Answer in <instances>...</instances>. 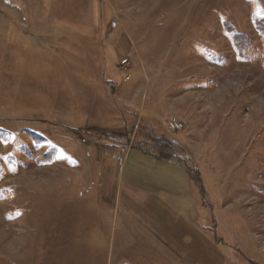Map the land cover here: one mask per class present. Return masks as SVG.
I'll use <instances>...</instances> for the list:
<instances>
[{"label":"rangeland","instance_id":"374dc122","mask_svg":"<svg viewBox=\"0 0 264 264\" xmlns=\"http://www.w3.org/2000/svg\"><path fill=\"white\" fill-rule=\"evenodd\" d=\"M131 207L264 264V0H0V264H134Z\"/></svg>","mask_w":264,"mask_h":264},{"label":"crops","instance_id":"0c3cea01","mask_svg":"<svg viewBox=\"0 0 264 264\" xmlns=\"http://www.w3.org/2000/svg\"><path fill=\"white\" fill-rule=\"evenodd\" d=\"M156 189H159L158 192L163 195L177 194V196H181V190L176 193L165 188ZM159 209L157 207L138 210L131 207V210L126 209L125 211L126 218L133 223L136 232L138 230L141 236L151 243L149 252L152 251V253L147 254L145 250L143 258L140 256L138 259H133L134 264H139V260L141 264H145V261H148L149 264H153V262L155 264H182L185 260L183 257L187 256V248L183 239L189 234L188 223L184 222L181 217L174 219L172 214L163 209L159 211ZM151 245L159 246L157 248L161 249L163 253H155V249ZM129 259L128 255L127 260Z\"/></svg>","mask_w":264,"mask_h":264},{"label":"trees","instance_id":"16d2710c","mask_svg":"<svg viewBox=\"0 0 264 264\" xmlns=\"http://www.w3.org/2000/svg\"><path fill=\"white\" fill-rule=\"evenodd\" d=\"M36 137H39V136H36ZM52 151L51 152L49 151V153H47L45 156H43L41 160H43L44 162L51 161V159L54 157V150H52Z\"/></svg>","mask_w":264,"mask_h":264},{"label":"built area","instance_id":"2783aa9c","mask_svg":"<svg viewBox=\"0 0 264 264\" xmlns=\"http://www.w3.org/2000/svg\"><path fill=\"white\" fill-rule=\"evenodd\" d=\"M127 63V61H125L123 64L125 65Z\"/></svg>","mask_w":264,"mask_h":264}]
</instances>
